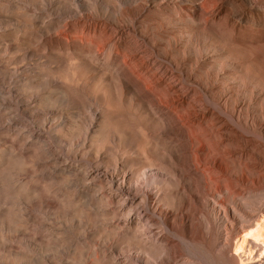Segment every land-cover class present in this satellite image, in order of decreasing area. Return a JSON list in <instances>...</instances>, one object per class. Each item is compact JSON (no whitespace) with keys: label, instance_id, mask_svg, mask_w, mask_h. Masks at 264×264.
Masks as SVG:
<instances>
[{"label":"bare ground","instance_id":"bare-ground-1","mask_svg":"<svg viewBox=\"0 0 264 264\" xmlns=\"http://www.w3.org/2000/svg\"><path fill=\"white\" fill-rule=\"evenodd\" d=\"M0 15V135L15 130L4 137L43 179L3 200L0 246L15 239L19 264L41 247L67 264L259 263L264 0H0ZM48 48L49 67L5 72ZM227 54L254 93L208 68ZM80 189L102 202L74 208Z\"/></svg>","mask_w":264,"mask_h":264},{"label":"rangeland","instance_id":"rangeland-1","mask_svg":"<svg viewBox=\"0 0 264 264\" xmlns=\"http://www.w3.org/2000/svg\"><path fill=\"white\" fill-rule=\"evenodd\" d=\"M87 1L91 2L92 0H87ZM9 23H10L9 21L4 19L0 15V26L11 25ZM2 31H3V29H0V32H2ZM9 35L7 34V36H9ZM210 43L211 44H209V47L212 50L219 51L220 45L217 42H210ZM227 45H228V48L232 47L231 44H227ZM22 51L24 53L25 59H23V60L17 59L14 64L10 65L8 68H4L5 72H7V73L9 72L8 75H10V77L17 78L15 73H18V71L21 68H23V66L26 67V66H29L31 64L38 63L40 66L49 67L46 63H41V62H43L46 59L53 60L55 58L54 50L53 49L50 50L49 48L47 50H45V52L42 53L41 55H39L37 53H34V54L29 53L25 49H22ZM214 54H216V53L214 52ZM212 60L213 61L210 62V64L208 65V68L211 70H218V71H219V68L222 69L221 75H218L216 77V79L221 82L222 87H229L230 85H236V86H239L240 89L245 90V89H247L246 87H249L248 86V84H249L254 88L253 93L255 92L256 84L253 83L252 81H257V78L254 77L253 75H249L248 73L240 72V70H238L236 68L237 63L234 62V60L232 58H230V54H227V56H225V59H223L221 65L216 64L214 59H212ZM74 61L75 60H70L69 66ZM6 69H7V71H6ZM64 72H66L68 75H71L69 68L67 70H65ZM13 90L14 89H12V91H10L11 94L13 93L16 95V93ZM30 106L31 105H28L27 108L28 107L30 109L34 108V106H32V107H30ZM68 110H70V109L63 108L61 110V113L65 116L66 113L68 112ZM89 110L91 113L87 110V114L90 113L88 115L93 116V111L91 109H89ZM91 116H89V117H91ZM74 120H78V123L81 122L84 125L85 118L82 114H80L79 117L75 118ZM5 121H6V123H8L7 120H5ZM46 127L47 126L45 125L42 129L46 130ZM1 130H2V128H0V131ZM11 132H15V130H13V131L12 130L2 131V134L0 135V208L6 207L7 203L4 202L3 200L9 196L10 192L16 186L26 185V184L30 183V181H34L35 184H39L43 180V179L40 180L39 178H36L35 175H31L27 171L28 169H30L32 167V160L34 159L33 155H31L30 153H27L26 151H23L19 147L17 148V146L12 145L9 141H7L8 139L6 137H4V134L6 136L7 134H9ZM50 132L53 133V130H50ZM57 143H60V141H58ZM57 174H59V172H53L52 176L56 177ZM119 177L121 178V176H119ZM117 179H119V178H116L115 180H117ZM80 188H82V187H80ZM83 190L84 189H80L71 198L70 205L74 206V208L77 209L78 207H85V206L92 207L93 205H96V204L102 202V200L95 199L97 197L95 195L96 194L95 192L91 193V197H92V199H91V197H88L85 194L81 193ZM120 190H122L124 192H128V183H126V181L120 187ZM124 195H126V194H124ZM144 206H145V204L143 205V207ZM0 217H1V213H0ZM128 217H129L128 215L122 216V218H125V219H127ZM0 236H1V234H0ZM247 237H249V236L247 235ZM24 238L27 239L28 237H24ZM46 238H50V239L55 240V236H51V235H48ZM258 241L259 240H257L256 242H258ZM4 242H5V244H4L5 246H0V264H19V261H20L22 254H20L19 252H17L16 249L11 248V246H10V245L18 244V242L15 239H7ZM38 242L39 241H35L34 243H38ZM258 243L262 246V249H260L256 263L259 262L258 264H260V263L264 262L263 261L264 260V248H263L264 244H262V242H258ZM37 247L38 246H34V244H32V248H37ZM73 249H74L73 247L70 248L71 251H73ZM44 252L48 253L50 257H53V255H58L59 257L62 258L60 261H58V263L61 262L62 264H67V263H65V260H67L70 257V255L72 254V252L59 251L55 247H53L52 251L49 252V251H47L41 247L39 249V253H40L42 259L35 260V261L31 260L32 264H51V263H45V260L47 259V254H45ZM243 252H245V253H243ZM231 253H232V255L235 254L238 256L239 255L244 256V255H246L247 252H246V250H243V249L241 250V249L232 248ZM240 253H242V254H240ZM66 255H68V256H66ZM260 260H261V262H260ZM133 262L137 263V260L133 259Z\"/></svg>","mask_w":264,"mask_h":264}]
</instances>
